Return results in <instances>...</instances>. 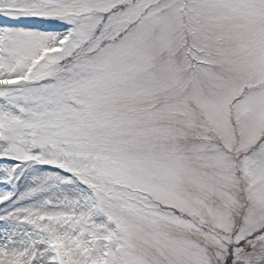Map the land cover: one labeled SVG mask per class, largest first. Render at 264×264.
<instances>
[{"label": "snow or ice", "instance_id": "6c2138e0", "mask_svg": "<svg viewBox=\"0 0 264 264\" xmlns=\"http://www.w3.org/2000/svg\"><path fill=\"white\" fill-rule=\"evenodd\" d=\"M0 264H264V0H0Z\"/></svg>", "mask_w": 264, "mask_h": 264}]
</instances>
